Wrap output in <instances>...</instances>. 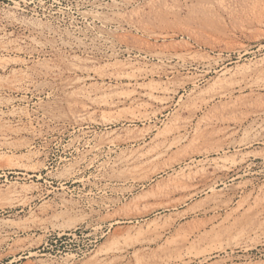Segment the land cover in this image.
Returning a JSON list of instances; mask_svg holds the SVG:
<instances>
[{
	"label": "rangeland",
	"instance_id": "obj_1",
	"mask_svg": "<svg viewBox=\"0 0 264 264\" xmlns=\"http://www.w3.org/2000/svg\"><path fill=\"white\" fill-rule=\"evenodd\" d=\"M41 260L264 264V0H0V264Z\"/></svg>",
	"mask_w": 264,
	"mask_h": 264
},
{
	"label": "bare ground",
	"instance_id": "obj_2",
	"mask_svg": "<svg viewBox=\"0 0 264 264\" xmlns=\"http://www.w3.org/2000/svg\"><path fill=\"white\" fill-rule=\"evenodd\" d=\"M229 92V91H228ZM227 92V93H228ZM221 96H224V95H226V93H222V94H220ZM228 95H229V93H228ZM164 148V147H163ZM162 148V149H163ZM169 150V146H166L165 147V149H164V151L163 152H166V151H168ZM162 152V153H163ZM165 153H163L162 155H164ZM162 155H160V153H158L157 155H155L154 157H151L152 158V160H154V159H156V158H158V157H160V156H162ZM144 162L143 161H140V159H139V161L138 162H136V164L134 165V169H138L139 167H140V165L141 164H143ZM146 163H148V161L146 162ZM123 250V248H121V247H116V248H113L112 250H111V252L113 253V254H117V253H119V252H121ZM107 251V250H106ZM108 252H109V250H108ZM110 252V253H111ZM104 255V254H103ZM112 255V254H111ZM115 256V255H114ZM101 257H102V255H101ZM106 257H108V256H106ZM110 257V256H109ZM117 258V257H116ZM115 259V258H114ZM106 261V260H105ZM112 261V260H111ZM40 264H55L54 262H50V261H45V260H41L40 261ZM68 264V263H67Z\"/></svg>",
	"mask_w": 264,
	"mask_h": 264
}]
</instances>
